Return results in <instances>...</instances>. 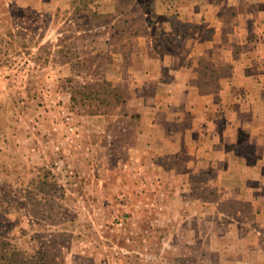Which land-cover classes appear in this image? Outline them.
Returning a JSON list of instances; mask_svg holds the SVG:
<instances>
[{
    "label": "rangeland",
    "instance_id": "obj_1",
    "mask_svg": "<svg viewBox=\"0 0 264 264\" xmlns=\"http://www.w3.org/2000/svg\"><path fill=\"white\" fill-rule=\"evenodd\" d=\"M151 3L0 0V243L10 264H264L260 132L222 128L234 101L251 103L236 80L237 95L223 94V50L181 48L196 26L174 13L159 20L170 30H148ZM150 36L159 48L146 49ZM167 50L197 60L191 100L219 110L209 160L135 141L134 57ZM176 113L177 129L191 123L189 110Z\"/></svg>",
    "mask_w": 264,
    "mask_h": 264
},
{
    "label": "crops",
    "instance_id": "obj_2",
    "mask_svg": "<svg viewBox=\"0 0 264 264\" xmlns=\"http://www.w3.org/2000/svg\"><path fill=\"white\" fill-rule=\"evenodd\" d=\"M150 1L149 13L156 18L155 22L148 24V30L153 33L170 30L163 21L175 13L177 16H174L181 22L197 27L196 33H190L191 36L183 40L181 48L211 50V56L217 50L226 53L225 62L232 68L231 81L223 89V94L236 96L233 81H239L238 95L244 96L241 98L244 103L247 101L251 104L243 106L241 100L234 101L232 108H228L231 122H226L222 128L231 126L250 129L251 132L259 131L257 142L263 147L259 159L263 160L264 110L257 107L255 101L256 98L264 101V0ZM227 6L231 7L228 15L225 13ZM160 19H163L161 23ZM202 33L211 36L205 39ZM153 40L152 36L148 38L146 49L160 47ZM191 40L193 42H188ZM237 49L242 50L237 52ZM134 61L132 83L136 94H132L128 106L130 109L133 107L140 117L135 124V141L145 146L146 153L173 155L190 149L196 157L211 159L213 153L219 152L221 136L218 128L221 121L214 100H191L192 96L201 94L192 82L199 73L195 68L197 60L193 56L183 58L167 50L160 54L144 51L135 55ZM217 94L220 93L213 92L211 96ZM134 96L137 98L133 99ZM184 109L190 111L191 123L177 129L173 126V122L177 121L176 112ZM258 173L264 176V171Z\"/></svg>",
    "mask_w": 264,
    "mask_h": 264
},
{
    "label": "trees",
    "instance_id": "obj_3",
    "mask_svg": "<svg viewBox=\"0 0 264 264\" xmlns=\"http://www.w3.org/2000/svg\"><path fill=\"white\" fill-rule=\"evenodd\" d=\"M3 246L0 243V264H10L7 260V257L5 256Z\"/></svg>",
    "mask_w": 264,
    "mask_h": 264
}]
</instances>
